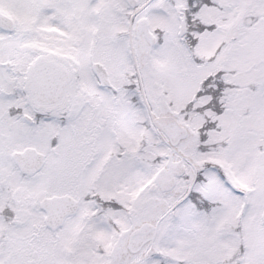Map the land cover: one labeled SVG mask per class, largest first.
<instances>
[{
  "label": "snow or ice",
  "instance_id": "snow-or-ice-1",
  "mask_svg": "<svg viewBox=\"0 0 264 264\" xmlns=\"http://www.w3.org/2000/svg\"><path fill=\"white\" fill-rule=\"evenodd\" d=\"M0 264H264V0H0Z\"/></svg>",
  "mask_w": 264,
  "mask_h": 264
}]
</instances>
